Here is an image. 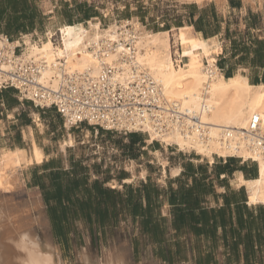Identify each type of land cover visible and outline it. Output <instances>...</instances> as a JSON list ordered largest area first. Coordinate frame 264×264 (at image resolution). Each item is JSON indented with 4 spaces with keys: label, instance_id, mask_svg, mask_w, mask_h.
I'll use <instances>...</instances> for the list:
<instances>
[{
    "label": "rangeland",
    "instance_id": "374dc122",
    "mask_svg": "<svg viewBox=\"0 0 264 264\" xmlns=\"http://www.w3.org/2000/svg\"><path fill=\"white\" fill-rule=\"evenodd\" d=\"M231 1L234 0L198 7L184 0H0V31L13 41L21 38V31L39 40V36L43 38L51 30L57 38L56 32L62 25L81 23L86 26L89 21L99 22L103 29L112 24L122 27L124 22H138L146 31H167L171 36L178 28L191 26L204 39L218 40L221 46L219 54L215 55L216 66L218 68L221 59L225 60L224 69L220 70L223 75L227 69H233L234 74L240 72L249 80L255 72L260 76V71H255L251 64L252 53L249 51L243 62L239 58L244 47L264 40V0H236L237 5H232ZM201 15L202 21L195 25ZM175 40L171 37L174 49L177 48ZM234 53L236 56L232 57ZM34 114H39L42 130ZM0 121L3 123L0 150L25 148L29 151L30 144L24 140L23 131L31 127L46 155L41 165L29 166L17 174V187L0 195V206L6 205L2 207L6 214L19 212L39 244L51 248L57 264H85L81 260L84 255H88V264H107L109 257L114 259V264H221L222 242L218 235L208 230L196 233L187 227L175 231L170 207L164 200L152 208V224H144L129 211L124 189L125 185L138 189L146 183L159 191L170 183L176 188L178 183H173L172 179L179 166L189 161L209 169L207 159L195 152L179 151L173 145L164 147L159 141L147 142L146 134H137L143 148L127 152L123 149L129 141L126 136L98 129V136L94 138V134L88 136L86 130L94 132L95 128L84 124L66 129L54 109L37 108L12 89L0 93ZM68 135L75 137L76 143L73 147H62ZM51 160L53 163L45 170L43 165ZM219 160L226 159L214 157L215 163ZM238 161L242 164L240 159ZM72 162H79L88 169V184L97 179L104 183V188L120 193L103 200L105 215L99 216L81 207V201L87 198L83 189L71 193V207L61 220L48 210L39 185L47 187L51 183L48 175L51 169H59V178L66 180L63 174L69 171ZM244 164L257 171L255 163L246 161ZM76 172L82 173L79 167ZM229 186L233 188L231 183ZM159 199H163L162 196ZM204 201L208 205L218 202L212 196H206Z\"/></svg>",
    "mask_w": 264,
    "mask_h": 264
},
{
    "label": "bare ground",
    "instance_id": "6f19581e",
    "mask_svg": "<svg viewBox=\"0 0 264 264\" xmlns=\"http://www.w3.org/2000/svg\"><path fill=\"white\" fill-rule=\"evenodd\" d=\"M184 1L202 7L211 2L220 5L225 0ZM129 25L132 27L126 29ZM56 34L57 38L48 30L39 40H33L31 33L22 34L10 43L21 48L24 63L41 67L40 82L44 86L56 91L68 80L97 82L107 76V71L111 73L110 80L124 90L142 92L152 85L163 111L153 112L155 119H147L134 131L146 134L147 142L159 141L164 147L173 145L182 152H195L210 164L214 157L255 163L254 180L237 174L232 184L245 189L249 206L264 205V159L248 131L250 120L256 115L264 134V84L251 85L240 72L226 79L216 66L215 55L221 46L216 38L204 39L191 26L178 28L173 36L167 31L149 32L132 21L104 29L99 22L91 21L86 26L62 25ZM171 37L176 38V49L171 45ZM5 39L0 36V46ZM19 97L31 99L29 94ZM38 115L34 114V120L42 130ZM2 126L0 121L1 129ZM65 128H70L67 122ZM23 138L30 144L29 151L0 150L1 196L17 187L21 170L41 165L46 159L34 128L25 129ZM61 146L73 147V138L68 135ZM2 207L0 264H57L51 248L39 244L19 212L6 214ZM87 256L81 257L85 264L89 263ZM113 260L109 257L107 264H114Z\"/></svg>",
    "mask_w": 264,
    "mask_h": 264
},
{
    "label": "trees",
    "instance_id": "16d2710c",
    "mask_svg": "<svg viewBox=\"0 0 264 264\" xmlns=\"http://www.w3.org/2000/svg\"><path fill=\"white\" fill-rule=\"evenodd\" d=\"M232 5H237L238 1L230 2ZM255 18L253 15H249ZM203 19L201 15L194 24L200 23ZM5 32L0 31V35ZM21 34H29L28 32L21 31ZM7 35V34H6ZM5 35V36H6ZM14 41V40H13ZM253 46V48H252ZM235 48V43H233ZM249 51L252 53L250 59L255 71H260V76L255 72L254 76L249 79L251 85L264 84V40L254 41L251 47H244L243 52L239 58L243 62L248 58ZM236 56L235 53L232 57ZM225 60L221 59L218 62L219 70L224 69ZM234 75L233 69H227L224 72V77L229 79ZM5 89L0 91L1 94L7 92ZM129 140L123 149L127 152H133L143 148V143L137 133H131L126 136ZM139 144V146H137ZM53 163V160L43 165V168H48ZM79 162L71 163L69 171L65 172L63 176L66 180L59 178L61 171L59 169L50 170L48 175L52 178L51 183L45 187L39 185L44 192L45 203L48 210L57 214L58 221L63 218L71 207L72 199L70 195L74 190L83 189L87 193V198L81 201V207L85 210L94 211L99 216L105 215V210L102 209L103 200L112 196H119L120 193L106 189L103 187L102 182L97 179L88 184V169L82 167ZM183 172L173 181L178 183L174 189L171 183L166 189L159 191L152 184L146 183L138 189H134L132 185H125V194H127V203L129 211L132 215L138 216L144 224H152L153 217L151 211L154 206L158 207L164 200L171 210V222L175 231L179 228H189L190 230L198 233L202 230H212L208 227V209L202 205L204 199L211 190L210 183L207 179L210 177L207 173L206 165L195 166L187 161L183 165ZM77 167L80 168L82 173H77ZM234 172H243L245 180H254L257 176L255 167H248L247 164L240 165L238 159L228 158L223 163L219 160L212 167V174L218 179L221 175H232ZM255 174V176H253ZM121 180H124L123 178ZM181 180L183 182H181ZM191 180V184L188 181ZM243 193V189L239 192ZM162 196L163 199H159ZM62 200V201H61ZM144 202V204H143ZM164 220V219H161ZM213 223V222H212Z\"/></svg>",
    "mask_w": 264,
    "mask_h": 264
},
{
    "label": "built area",
    "instance_id": "2783aa9c",
    "mask_svg": "<svg viewBox=\"0 0 264 264\" xmlns=\"http://www.w3.org/2000/svg\"><path fill=\"white\" fill-rule=\"evenodd\" d=\"M5 37L0 46V91L12 89L18 95L29 94L31 99L24 100L40 109H54L70 129L86 124L123 136L144 134L134 128L140 129L147 119L154 120L153 112L163 111L152 85L142 92L124 90L110 80V71L97 82L68 80L53 91L40 82L41 67L24 63L20 58L21 48L12 47V40ZM260 122L254 115L248 131L264 159V134Z\"/></svg>",
    "mask_w": 264,
    "mask_h": 264
},
{
    "label": "crops",
    "instance_id": "0c3cea01",
    "mask_svg": "<svg viewBox=\"0 0 264 264\" xmlns=\"http://www.w3.org/2000/svg\"><path fill=\"white\" fill-rule=\"evenodd\" d=\"M86 133L88 136L94 134V138L98 136V130L95 129L94 132L87 129ZM73 139L75 144V137ZM214 164L216 163L210 164L209 169L207 167L210 175L207 182L211 185L207 196H212L218 202L208 205L204 201L202 205L208 209V227L212 229L208 231L218 235L222 242L221 264H264V205L249 206L245 189L235 188L232 184L235 175L241 174L244 178L243 172H234L230 176L221 175L216 179L212 174ZM243 164L244 162L240 165ZM182 165L178 167L179 173L172 180L181 175ZM198 165L201 164L195 166ZM230 183L233 188H230ZM188 184H191V180ZM242 189L243 193L239 194Z\"/></svg>",
    "mask_w": 264,
    "mask_h": 264
}]
</instances>
